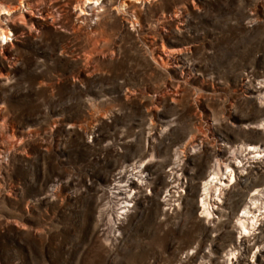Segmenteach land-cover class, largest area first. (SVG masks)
<instances>
[{
    "label": "rangeland",
    "instance_id": "rangeland-1",
    "mask_svg": "<svg viewBox=\"0 0 264 264\" xmlns=\"http://www.w3.org/2000/svg\"><path fill=\"white\" fill-rule=\"evenodd\" d=\"M94 4L0 0V264H264V0Z\"/></svg>",
    "mask_w": 264,
    "mask_h": 264
},
{
    "label": "bare ground",
    "instance_id": "bare-ground-1",
    "mask_svg": "<svg viewBox=\"0 0 264 264\" xmlns=\"http://www.w3.org/2000/svg\"><path fill=\"white\" fill-rule=\"evenodd\" d=\"M84 1L88 2L91 0H84ZM98 3H99V0H96V4H94V5H97ZM0 10L5 11L7 13H10V10H9L7 5H2ZM10 32L11 31L9 29H5V28L0 27V36L1 37L8 39ZM173 56L175 58H177L176 55H173ZM247 149L254 151L253 157H255V158L263 157L264 158V148H261V147L256 146V145H248ZM235 179H236V177H235L234 170L232 168L226 167V170L222 171L220 164L218 166L217 171L213 172L210 175V178L206 181V183L204 185L205 186V188H204L205 197L202 200L203 207H204L203 211H205L207 213V215H211L212 212L214 211L215 207H217V206H214V202L222 201L220 198L221 189L223 190L224 187L231 185ZM128 181L130 182V185L134 184V182H135L134 180H131V179H128ZM116 189L118 191H115V192H119V193H122L125 190L124 188H121V187H116ZM250 212H251V210L249 208H246L244 215H242L239 218V221H240L239 223L241 226V232H240L241 236H243L244 234L250 233V231L257 224V221H258L257 215L252 216L250 214Z\"/></svg>",
    "mask_w": 264,
    "mask_h": 264
}]
</instances>
